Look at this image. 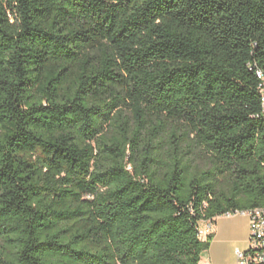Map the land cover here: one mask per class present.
Masks as SVG:
<instances>
[{
    "label": "trees",
    "instance_id": "16d2710c",
    "mask_svg": "<svg viewBox=\"0 0 264 264\" xmlns=\"http://www.w3.org/2000/svg\"><path fill=\"white\" fill-rule=\"evenodd\" d=\"M257 73L264 0H0V264H200L264 207Z\"/></svg>",
    "mask_w": 264,
    "mask_h": 264
},
{
    "label": "crops",
    "instance_id": "0c3cea01",
    "mask_svg": "<svg viewBox=\"0 0 264 264\" xmlns=\"http://www.w3.org/2000/svg\"><path fill=\"white\" fill-rule=\"evenodd\" d=\"M208 234H212L213 239L206 259L201 260L200 264H237L235 251L245 252L248 249L249 220L240 214L217 217L206 232Z\"/></svg>",
    "mask_w": 264,
    "mask_h": 264
},
{
    "label": "built area",
    "instance_id": "2783aa9c",
    "mask_svg": "<svg viewBox=\"0 0 264 264\" xmlns=\"http://www.w3.org/2000/svg\"><path fill=\"white\" fill-rule=\"evenodd\" d=\"M257 77L262 80L260 73ZM259 93L261 100V117L264 122V80L259 84ZM245 215L250 224V235L248 249L245 252L235 251L237 264H264V207L255 208L248 211L228 213L226 215ZM211 228L210 223H205L198 231L201 239L206 237V232Z\"/></svg>",
    "mask_w": 264,
    "mask_h": 264
},
{
    "label": "water",
    "instance_id": "95a60500",
    "mask_svg": "<svg viewBox=\"0 0 264 264\" xmlns=\"http://www.w3.org/2000/svg\"><path fill=\"white\" fill-rule=\"evenodd\" d=\"M206 259V254H204L202 257H201V260H205Z\"/></svg>",
    "mask_w": 264,
    "mask_h": 264
}]
</instances>
